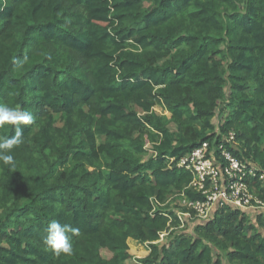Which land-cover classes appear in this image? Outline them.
Wrapping results in <instances>:
<instances>
[{
    "label": "trees",
    "instance_id": "obj_1",
    "mask_svg": "<svg viewBox=\"0 0 264 264\" xmlns=\"http://www.w3.org/2000/svg\"><path fill=\"white\" fill-rule=\"evenodd\" d=\"M0 104L34 117L0 164V264H125L128 239L139 264H264V213L180 229L170 204L205 196L167 168L206 142L264 172V0H0ZM53 220L78 230L70 257Z\"/></svg>",
    "mask_w": 264,
    "mask_h": 264
},
{
    "label": "built area",
    "instance_id": "obj_2",
    "mask_svg": "<svg viewBox=\"0 0 264 264\" xmlns=\"http://www.w3.org/2000/svg\"><path fill=\"white\" fill-rule=\"evenodd\" d=\"M234 136L229 134L227 143H232ZM149 148V147H148ZM182 168L192 175L190 186L205 196L203 202L181 201L174 213L180 221V229L190 220L206 221L210 219L215 209L223 206L256 213H264V202L256 198L245 182L248 177H258L264 186V172L259 173L253 166L240 162L227 150L224 144L211 147L202 143L186 156L175 160L169 159L167 168ZM154 207L157 206L151 200ZM166 216V215H165ZM167 232L159 235V242L164 241Z\"/></svg>",
    "mask_w": 264,
    "mask_h": 264
},
{
    "label": "clouds",
    "instance_id": "obj_3",
    "mask_svg": "<svg viewBox=\"0 0 264 264\" xmlns=\"http://www.w3.org/2000/svg\"><path fill=\"white\" fill-rule=\"evenodd\" d=\"M34 117L32 113L21 108L0 104V129L12 126L15 129L12 136H0V164L15 171L17 168L13 152L24 144L22 126L32 125ZM78 230L68 224H61L53 220L45 230L44 244L55 256L70 257L74 254V246L69 233L75 234Z\"/></svg>",
    "mask_w": 264,
    "mask_h": 264
},
{
    "label": "crops",
    "instance_id": "obj_4",
    "mask_svg": "<svg viewBox=\"0 0 264 264\" xmlns=\"http://www.w3.org/2000/svg\"><path fill=\"white\" fill-rule=\"evenodd\" d=\"M156 113L162 115L163 111L161 108L157 107L154 109ZM254 216L256 215V212H253ZM127 245L129 247V253L133 257L131 260H128L125 264H139L135 262V259L145 258L148 256L149 251L147 250V247L145 244H142L138 241H135L133 239H128Z\"/></svg>",
    "mask_w": 264,
    "mask_h": 264
},
{
    "label": "rangeland",
    "instance_id": "obj_5",
    "mask_svg": "<svg viewBox=\"0 0 264 264\" xmlns=\"http://www.w3.org/2000/svg\"><path fill=\"white\" fill-rule=\"evenodd\" d=\"M170 207H171V209H172V211L173 212H175V211H178V210H182V208L180 207V208H178L179 206H178V204H177V202H172L171 204H170ZM246 212H249L250 214L249 215H252V216H254L253 214V212H255V210L254 209H249L248 211H246Z\"/></svg>",
    "mask_w": 264,
    "mask_h": 264
}]
</instances>
